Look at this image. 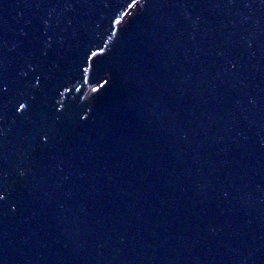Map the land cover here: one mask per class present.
Listing matches in <instances>:
<instances>
[{
  "label": "water",
  "instance_id": "95a60500",
  "mask_svg": "<svg viewBox=\"0 0 264 264\" xmlns=\"http://www.w3.org/2000/svg\"><path fill=\"white\" fill-rule=\"evenodd\" d=\"M0 194V264H264V0H0Z\"/></svg>",
  "mask_w": 264,
  "mask_h": 264
},
{
  "label": "snow or ice",
  "instance_id": "6c2138e0",
  "mask_svg": "<svg viewBox=\"0 0 264 264\" xmlns=\"http://www.w3.org/2000/svg\"><path fill=\"white\" fill-rule=\"evenodd\" d=\"M20 107L23 108L24 106L21 105ZM3 199H4V195L3 194H0V200H3Z\"/></svg>",
  "mask_w": 264,
  "mask_h": 264
}]
</instances>
